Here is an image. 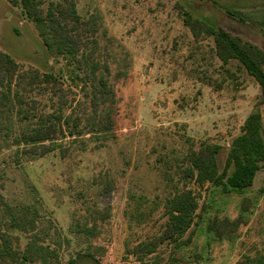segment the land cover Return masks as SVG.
Instances as JSON below:
<instances>
[{
	"label": "rangeland",
	"instance_id": "1",
	"mask_svg": "<svg viewBox=\"0 0 264 264\" xmlns=\"http://www.w3.org/2000/svg\"><path fill=\"white\" fill-rule=\"evenodd\" d=\"M11 1L19 0H0V52L22 70L52 73L70 88V98L81 99L70 69L48 55ZM75 1L83 19L95 16L115 39L108 62L113 74H126L112 81L119 99L114 135L102 145L87 136L67 138L64 157L55 151L36 160L19 155L17 162L12 139L26 123L0 110V184L7 203L48 233L46 242L58 255L52 264H264V167L244 190L205 184L197 191L188 245H160L142 262L126 253L161 232L165 200L188 153L203 144L220 146L221 168L253 111L264 138L259 85L237 61L217 58L210 33L221 28L264 52V0ZM23 95H34L48 111L57 107L45 91ZM238 217L242 223L229 238L207 230L214 219ZM8 235L24 248L27 235Z\"/></svg>",
	"mask_w": 264,
	"mask_h": 264
},
{
	"label": "trees",
	"instance_id": "2",
	"mask_svg": "<svg viewBox=\"0 0 264 264\" xmlns=\"http://www.w3.org/2000/svg\"><path fill=\"white\" fill-rule=\"evenodd\" d=\"M11 5L18 6L33 24L48 55L64 61L70 69L69 80L81 93V99L70 98L71 90L64 87L60 78L50 72L22 70L12 57L0 52V110L6 109L17 116L19 123H26L12 139L16 161L19 155L36 160L55 151L64 157L68 152L64 142L67 138L75 141L87 136L98 145L108 141L115 132L119 103L112 81L126 75L122 70L113 74L108 62L114 56L115 39L107 36L95 16L83 19L77 13L75 0H19L11 1ZM210 33L217 58L222 63L237 61L257 82L264 101V52L221 28H212ZM42 91L56 98V108L48 111L33 95ZM25 92L33 96L26 99ZM71 103L72 109L68 108ZM65 109L70 111L65 113ZM220 151V146L203 144L185 156L186 166L177 181L181 186L174 185L165 200L166 220L161 232L137 242L126 250L128 255L142 262L160 245L169 244L173 249L188 245L197 224V191L205 184L221 186L226 192L244 190L253 184L256 173L264 167L260 114L253 111L245 118L240 133L228 146L221 168ZM2 189L0 184V264H52L58 255L56 248L46 242L48 233L36 229L34 220L16 212L5 200ZM241 207L246 211V201ZM241 223L240 217L214 219L207 230L217 238H229ZM11 230L27 235L23 249L11 240ZM92 230L94 227L86 229L90 233Z\"/></svg>",
	"mask_w": 264,
	"mask_h": 264
}]
</instances>
